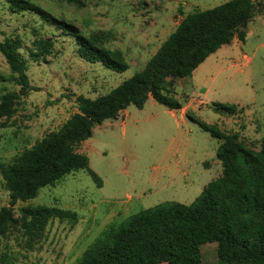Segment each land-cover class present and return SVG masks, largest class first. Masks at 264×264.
<instances>
[{"label":"rangeland","instance_id":"1","mask_svg":"<svg viewBox=\"0 0 264 264\" xmlns=\"http://www.w3.org/2000/svg\"><path fill=\"white\" fill-rule=\"evenodd\" d=\"M30 1L85 36L106 32L105 46L122 50L128 69L117 73L100 63L85 62L67 29L32 12L12 13L5 0H0V42L21 40L20 53L27 60L33 88L20 97L8 126L0 129V166L10 164L46 133L58 130L75 113L77 96H103L141 71L146 62H138L148 58L186 14L212 9L225 0H81V6L62 0ZM247 31L245 42L221 46L190 77L168 80L167 86L179 102L188 105L186 115L180 110L172 113L152 98L142 109L130 105L116 120L95 126L78 152L83 150L89 159L101 187L87 170H79L41 188L34 199L16 202L11 207L16 217L23 207L46 206L71 211L75 219H51L42 237L32 242L25 239L20 227L11 229L0 239V264H77L110 224L164 202L191 204L221 174L216 158L221 141L202 131L187 115L217 125L225 133L236 132L258 150L264 137V8L257 9ZM36 38L54 44L41 62L27 56ZM133 46L143 50L140 58L132 55ZM0 73L11 74L1 54ZM18 90L13 83H0V95ZM214 104L235 105L243 111L227 115ZM9 206L0 173V209ZM208 246L215 244L204 245L202 250ZM2 255L6 256L4 262ZM206 257L207 253L202 255L205 264Z\"/></svg>","mask_w":264,"mask_h":264},{"label":"trees","instance_id":"2","mask_svg":"<svg viewBox=\"0 0 264 264\" xmlns=\"http://www.w3.org/2000/svg\"><path fill=\"white\" fill-rule=\"evenodd\" d=\"M62 1L82 5L81 0ZM5 2L12 13L32 12L67 29L75 38L79 58L85 62L100 63L117 73L128 69L122 52L105 46L106 32L85 36L74 25L55 19L30 0ZM262 6L264 0H229L209 10H193L183 17L141 71L103 96H77V113L10 164L0 166L10 199V206L0 209V239L20 227L25 239L32 242L42 237L51 219L74 221L75 213L56 207L26 206L20 209L19 217L11 207L16 202L34 199L41 188L79 170H87L101 187L87 156L78 152L94 127L117 119L130 105L142 109L149 97L169 110L181 109L174 90L167 86L168 80L190 77L207 57L234 38L243 42L249 22ZM53 45L50 39L36 38L27 56L33 62L44 61ZM21 48L19 38L0 42V54L11 73H0V83L10 82L19 87L18 92L5 91L0 95V129L8 126L20 97L33 90ZM213 107L227 115L242 113L235 105ZM187 117L221 141L216 150L222 167L220 176L207 183L189 205L164 202L108 226L85 249L77 264H202L200 248L207 243L216 244V264H264V137L255 150L236 132L225 133L217 125ZM4 258L2 255L1 261Z\"/></svg>","mask_w":264,"mask_h":264},{"label":"crops","instance_id":"3","mask_svg":"<svg viewBox=\"0 0 264 264\" xmlns=\"http://www.w3.org/2000/svg\"><path fill=\"white\" fill-rule=\"evenodd\" d=\"M227 1H229V0H225V1H223V3L227 2ZM223 3H222V4H223ZM260 8H264V6H262V7H260ZM260 8H259V9H260ZM248 36H249V31L246 32V37H245V40H244L243 42L246 41V38H247ZM165 40H166V39H165ZM165 40H164V41H165ZM164 41H163V42H164ZM240 42H241V41H239L237 38H234V39L232 40L231 43H237V44H240ZM243 42H242V43H243ZM144 44H145V42H144ZM160 45H161V44H160ZM159 47H160V46H159ZM159 47H158V48H159ZM158 48H157V49H158ZM142 49H143V47H142ZM157 49H156V50H157ZM156 50H155L150 56H148V58H149V57L151 58V57L154 55V53L156 52ZM119 51H121L122 54H123V56H124L123 51H122V50H119ZM132 51H133V54H132V55H134V57H136V58H140V54H141V55L143 54V50H140L139 47L136 48V46H133V47H132ZM134 53H135V54H134ZM134 57H133V58H134ZM124 58H125V56H124ZM148 58H146L144 61H142V62H138V63H145V62L147 63V61L150 59V58H149V59H148ZM125 60H126V59H125ZM134 60H135V59H134ZM138 63H137V64H138ZM146 63H145V64H146ZM135 64H136V62H135ZM144 66H145V65H144ZM180 80H182V79H180ZM180 80H178V81H180ZM178 81H177V82H178ZM83 96H84V95H83ZM84 97H85V96H84ZM174 97L176 98L175 93H174ZM86 98H88V97H86ZM150 99H152V97H149L148 100H147V102H148ZM176 99H177V98H176ZM182 106H183V107H182L181 109H178V110H180V112H181V114H182V116H183V115H186V109H187L188 105H187V106L182 105ZM143 107H144V106H143ZM238 108H239V107H238ZM240 109H242V108H240ZM125 111H126V109L123 110V111L120 113V115L123 114ZM169 111L173 113L174 111H177V110H169ZM242 111H243V109H242ZM77 112H78V110H77V108H76L75 113H77ZM75 113H74V114H75ZM120 115H119V116H120ZM71 116H72V115H71ZM71 116H70V117H71ZM119 116H118V117H119ZM70 117H69V118H70ZM69 118H68V119H69ZM68 119H67V120H68ZM115 120H116V119H115ZM82 145H83V142L81 143L80 147H82ZM81 151H82L81 153L84 154L83 150H81ZM79 153H80V152H79ZM85 156H86V155H85ZM88 160H89V159H88ZM110 225H111V224H110ZM207 244H215V243H207ZM207 244H204V245H207ZM204 245H202L201 248H200V251H201V258H202V255L205 256V253H207L208 257H206V264H216V258H214V253L216 252V244H215V246H208V248H206L205 250H202V247H203ZM161 264H166V263H161ZM202 264H205V262H204L203 259H202Z\"/></svg>","mask_w":264,"mask_h":264}]
</instances>
